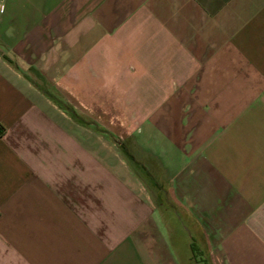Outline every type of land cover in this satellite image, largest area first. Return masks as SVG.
<instances>
[{
    "label": "crops",
    "instance_id": "crops-1",
    "mask_svg": "<svg viewBox=\"0 0 264 264\" xmlns=\"http://www.w3.org/2000/svg\"><path fill=\"white\" fill-rule=\"evenodd\" d=\"M0 264H264V0H0Z\"/></svg>",
    "mask_w": 264,
    "mask_h": 264
},
{
    "label": "rangeland",
    "instance_id": "rangeland-1",
    "mask_svg": "<svg viewBox=\"0 0 264 264\" xmlns=\"http://www.w3.org/2000/svg\"><path fill=\"white\" fill-rule=\"evenodd\" d=\"M86 121L92 123L94 131L99 132L101 136L112 142L126 143L128 129L126 124V115H104V114H88ZM101 128V129H100Z\"/></svg>",
    "mask_w": 264,
    "mask_h": 264
}]
</instances>
